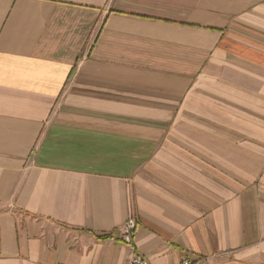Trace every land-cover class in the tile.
<instances>
[{
  "label": "crops",
  "instance_id": "obj_1",
  "mask_svg": "<svg viewBox=\"0 0 264 264\" xmlns=\"http://www.w3.org/2000/svg\"><path fill=\"white\" fill-rule=\"evenodd\" d=\"M264 264V0H0V264Z\"/></svg>",
  "mask_w": 264,
  "mask_h": 264
},
{
  "label": "built area",
  "instance_id": "obj_2",
  "mask_svg": "<svg viewBox=\"0 0 264 264\" xmlns=\"http://www.w3.org/2000/svg\"><path fill=\"white\" fill-rule=\"evenodd\" d=\"M137 227H138V224H137L136 219L133 217H130L122 228L121 240L123 244L128 246L130 250L132 251L130 258H129V264H150L148 260L138 256L134 251L135 250L134 239H135ZM180 264H200V263L185 259Z\"/></svg>",
  "mask_w": 264,
  "mask_h": 264
},
{
  "label": "rangeland",
  "instance_id": "obj_3",
  "mask_svg": "<svg viewBox=\"0 0 264 264\" xmlns=\"http://www.w3.org/2000/svg\"><path fill=\"white\" fill-rule=\"evenodd\" d=\"M229 264H231V262H230ZM241 264H242V263H241ZM243 264H253V263H250V261H249V262H247V263H243Z\"/></svg>",
  "mask_w": 264,
  "mask_h": 264
}]
</instances>
